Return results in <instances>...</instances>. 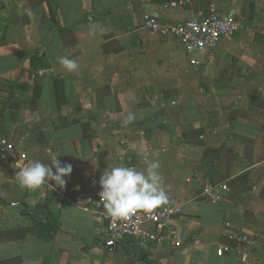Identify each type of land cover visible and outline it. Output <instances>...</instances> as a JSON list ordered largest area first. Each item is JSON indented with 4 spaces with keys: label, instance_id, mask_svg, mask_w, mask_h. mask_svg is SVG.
Returning <instances> with one entry per match:
<instances>
[{
    "label": "crops",
    "instance_id": "1",
    "mask_svg": "<svg viewBox=\"0 0 264 264\" xmlns=\"http://www.w3.org/2000/svg\"><path fill=\"white\" fill-rule=\"evenodd\" d=\"M210 11L241 29L201 51L144 26ZM0 136L15 149L0 151V232L37 210L59 222L50 241L0 237V264H264V0H0ZM49 149L73 166L65 194L21 189L20 154L48 163ZM154 160L181 214L160 241L111 238L102 173Z\"/></svg>",
    "mask_w": 264,
    "mask_h": 264
},
{
    "label": "clouds",
    "instance_id": "2",
    "mask_svg": "<svg viewBox=\"0 0 264 264\" xmlns=\"http://www.w3.org/2000/svg\"><path fill=\"white\" fill-rule=\"evenodd\" d=\"M58 62L67 71H75L78 64L66 56L58 57ZM135 119L129 114L122 125L127 126ZM49 162L35 160L20 167L16 180L21 189L34 191L44 185L50 188H65L73 166L63 163L58 155L49 149ZM159 162H150L143 170L132 166L107 168L99 179L100 192L96 201L97 207L105 211L107 217L114 220L127 219L138 211L150 212L168 203V195L162 187V177L158 172ZM53 182L49 184V182ZM78 185L76 188L78 189Z\"/></svg>",
    "mask_w": 264,
    "mask_h": 264
},
{
    "label": "built area",
    "instance_id": "3",
    "mask_svg": "<svg viewBox=\"0 0 264 264\" xmlns=\"http://www.w3.org/2000/svg\"><path fill=\"white\" fill-rule=\"evenodd\" d=\"M144 26L152 32H156L163 37H173L178 40L182 48L191 53L193 51H201L206 48H213L217 45L222 37H228L237 33L241 29L239 21L232 17H226L214 11L209 13L198 14L181 22H168L159 17H150L146 19ZM192 65H199L197 58L190 59ZM14 145L5 137L0 136V151L6 155L14 152ZM20 162L17 164V172L20 167L33 162L28 159L25 153L20 154ZM221 191H226L227 185L222 183L219 185ZM61 195L65 194L64 189H60ZM204 194L214 200V188L208 187ZM182 212L179 206H160L150 212L138 211L130 218L114 220L106 216L102 210L100 220L104 223L106 231L111 238L137 237L149 238L151 240L160 241L162 232L170 225L173 218ZM150 223L155 232H146L141 229V225ZM243 242H250L249 237L243 236ZM229 247L220 248L217 253L222 254Z\"/></svg>",
    "mask_w": 264,
    "mask_h": 264
},
{
    "label": "trees",
    "instance_id": "4",
    "mask_svg": "<svg viewBox=\"0 0 264 264\" xmlns=\"http://www.w3.org/2000/svg\"><path fill=\"white\" fill-rule=\"evenodd\" d=\"M42 214H46V212L38 211V210L34 211L33 213L30 214L31 218H33L32 219L33 224L31 226L24 227L23 229H17V230H11V231L6 230L3 232H0V237L9 238V237H13L19 232L31 231L39 238L50 241L52 239V234L55 231H57L59 228V222L57 221L56 218H54L50 214H47L45 221L41 222L40 220L41 218L39 216ZM46 230H48L49 233L47 235H43V232H45Z\"/></svg>",
    "mask_w": 264,
    "mask_h": 264
},
{
    "label": "water",
    "instance_id": "5",
    "mask_svg": "<svg viewBox=\"0 0 264 264\" xmlns=\"http://www.w3.org/2000/svg\"><path fill=\"white\" fill-rule=\"evenodd\" d=\"M100 210H103L102 208Z\"/></svg>",
    "mask_w": 264,
    "mask_h": 264
}]
</instances>
